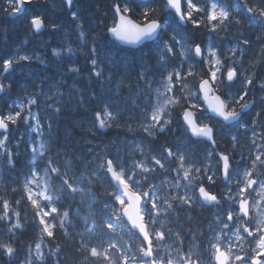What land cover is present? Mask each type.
Instances as JSON below:
<instances>
[{
  "label": "snow or ice",
  "instance_id": "1",
  "mask_svg": "<svg viewBox=\"0 0 264 264\" xmlns=\"http://www.w3.org/2000/svg\"><path fill=\"white\" fill-rule=\"evenodd\" d=\"M51 2L56 7L55 0ZM132 2L118 0L114 3L111 26L105 25V29L111 34V47H115L116 42L121 45L155 46L156 69L142 66L137 73V83L142 81L148 90L145 96L147 107L141 109L142 116L137 127L147 137L155 139L157 134L164 133L174 122H178L177 130L182 128L188 140L206 145L205 153L197 156L184 144H169L166 141L155 149V155H151L146 154L141 141L135 143L129 153H139L141 159L127 161L117 148L115 154L110 151L97 153L95 167L90 171L85 167L76 175L72 161L66 160L62 168L49 155L52 150L51 117L45 120L39 112H33L38 99L35 95H29L26 103L13 104L12 111L0 114V156L6 158L10 167L15 166L14 157L19 155V151L14 152L13 147L17 150L23 147L24 152L31 156V167L22 186L21 199L12 202L0 197V224L6 225L8 234V242L0 241V255L8 257L9 261L17 257V232L25 230L19 210L24 201L32 210L37 234L34 242L26 243V255L20 264H49L53 257L59 264L61 246L51 245L58 229L65 236L69 235L66 224H71L70 212L67 208L61 210L59 206L64 194L72 198L79 195L81 203H84L85 197L95 196L92 189L98 183L104 187L106 182V201L100 210L103 213L102 221L98 222L92 211L97 203L94 198L88 200L89 212L83 217L80 248L87 252L85 259L93 258L97 264L100 261L104 264H205L202 253L195 246L184 252L181 234L172 233L170 228H166L165 221L160 219L175 211L179 205L189 210L196 206L218 210L214 216V226L218 231L210 239L207 264H264V131H255V119L251 125V143L255 153L249 155L247 159L250 164L245 165L242 171L240 166L244 164L245 157L241 152L237 160L235 152L240 130H249L244 117L247 110L254 106V101L247 99L254 83L253 74H245L247 70L242 68L244 46L249 44V40L237 41L235 46L225 51L212 42L191 41L181 31L188 25L192 29H199L203 25L209 35L219 34L221 31L227 32L229 25L240 26L247 20L249 27L260 29L257 41L262 45L264 59V0H229L227 3L225 0H206L203 6L200 0H144L145 6L138 13L130 7ZM33 3L34 0H0V12L17 16ZM60 7L68 13L78 31L77 43L89 67V80L94 79L101 89L111 85L112 75L105 76L103 66L105 60L110 67L119 66L111 47L101 53L96 37L89 38L76 10V0H60ZM134 15H138L139 19H133ZM28 25L34 35L44 30L59 32L64 28L63 23H58L43 11L32 14ZM89 39L91 47L85 52ZM76 51L65 40L60 47L51 49V56L58 60L65 55L71 58ZM33 59L44 63L38 54H16L2 60L0 93L11 88V83L5 84L3 81L16 70L14 66ZM172 64H176V67L169 70ZM56 67L57 70L61 67L64 69L63 75L81 73L80 66L75 63H61ZM149 72H153V76L158 75L159 79L154 80L148 75ZM237 81L242 82V87L234 90ZM65 83L61 80L54 85L55 91L41 92L46 101H51L47 108L57 116L61 112V107L57 105L64 95L61 86ZM122 86L123 80H120L115 88H109L107 99H101L96 93L91 94L100 103L93 112L90 131L122 127L118 106L111 100L112 95L121 94ZM260 87L264 88V83ZM71 88L76 89V85L73 84ZM78 103L83 106V96ZM132 104L136 105L135 99ZM20 124L26 126L31 138L25 140L22 134L15 145L9 147L10 126ZM127 128L132 130L131 125H127ZM234 128L237 130L230 137L232 150L218 151L221 147L218 144L220 131ZM37 161L44 163L42 169L37 166ZM173 164L175 167H171ZM158 169L168 175L159 183H150ZM56 178L60 181L59 185L54 183ZM217 181L226 186L219 194L212 190L217 186ZM253 192L258 199L250 198ZM253 213L259 217L254 223ZM214 226L210 225L209 231ZM98 229L107 239L99 245L90 246L85 242L84 235L92 237ZM124 236L128 239L122 242ZM172 237L175 247L166 244ZM246 242H250L247 250L243 247Z\"/></svg>",
  "mask_w": 264,
  "mask_h": 264
},
{
  "label": "rangeland",
  "instance_id": "2",
  "mask_svg": "<svg viewBox=\"0 0 264 264\" xmlns=\"http://www.w3.org/2000/svg\"><path fill=\"white\" fill-rule=\"evenodd\" d=\"M81 1H83V2H81ZM140 1H142L143 3H140ZM205 2H206V0H200L201 6H203L205 4ZM228 2H229V0H228ZM85 3H86V0L85 1L84 0H76V10L79 13L81 11L83 4H85ZM39 6H40V4H37V9ZM144 6H145L144 0H133V2L130 4V7H132L134 9V11L137 13ZM34 8H35V5L29 7L30 15L36 13V9H34ZM45 13L47 15H49L50 17L54 18L53 13L50 12L49 10H47ZM80 18H81V21L83 22L84 31L88 34L89 38H91L92 36H95L97 39V44L99 42L100 43L104 42L102 33H105L107 31L105 28H104V30H102L103 28H101V25L103 23L104 27H105V25L111 26L113 16L108 17L105 14L103 16L102 20H100L96 24H94L95 29H101L102 31H95V32H93V30H91L89 28V20H85V18L81 15H80ZM8 19H9V16L5 15L3 12H0V24L2 22L8 21ZM0 31L4 32L3 29H0ZM48 31H49L48 34L54 33L55 37H48V38L45 36L36 37L29 30V35L26 38L19 41L18 45L15 47V52L9 56V57H11V56L16 55V54H19V55L30 54V55L35 56L38 54L40 56V58L44 61L43 64L40 63V60H37V59H33L30 62H21L20 63V65H24L26 67L24 69H28L25 74L29 80V82L23 81L22 83H20L19 88H21V90L19 92H21V96L23 98H25L27 96V93L29 91H31L33 94H36V95L38 94V97H41V98L43 97L42 103H39V104L43 108V110L45 107L44 111L46 112L48 102L46 101L45 96L41 94L42 91L46 92V93L51 92V91H55L54 85L61 80H63V81L70 80V83H73V79L83 80L84 82L86 81L89 85L91 84V90L89 91L90 92L89 94H87L86 96H83V92H84L83 89H80L79 87L78 88L76 87V89H72L71 88L72 85H71L69 88V90H70L69 92H67L66 90H64V91L61 90L64 93V95L60 100V104L57 105L58 107H61V104L67 106L69 104V102L72 101V103H73L72 109H73V107L75 109H78L80 106V104L78 102L80 101L81 96H83V105L85 104V102L89 103V102H92L93 100H95L94 97H91L92 93H96L98 96L101 97V99H107L110 95V93L108 92V89L109 88H115L116 83L120 80H123V86L121 87V94L119 96L112 95L111 99H113L114 101L118 100V105H119V103L122 101L123 98H126L129 94L133 93V96L129 95L126 98V103L128 104V106H121V108H120L121 111H123V110L126 111V112H124L125 113L124 118L122 120H120V124L122 125V127L124 128L125 131H130L127 128V125H131L132 130L130 132H132V133L136 132V137H132V136H128V135H122L119 138H115V140H114V142H115L114 154L116 153L117 148H119L121 156H125V154L130 156L131 154H129V153H130L131 147L135 143L142 141L146 154L155 155L156 153L151 151V146H150L151 142L148 140L149 137H147L137 127L139 121L141 120V116H142L141 109H144L147 107V105L145 103V96L148 94V90L146 89L144 83L142 81L139 84L137 83V73L141 70L142 66H149V67L153 68L154 70L156 69L157 66H156L155 46L150 44L144 48H139L136 50V69H135L132 77H127L128 72L125 73L118 66L117 67H110L108 65L107 61L105 60V63L103 65L105 68L104 75L108 76L111 73L112 83H111V85H105L104 89H101L100 84H98L94 79L89 80V78H88L89 67H88V72H86L85 74H83L82 71H81L80 75H76V76L68 74V77L66 79L64 78V75H63L64 69L61 67V68H59V70H57L56 65L61 64V63L62 64L75 63V64L79 65L81 68V61L82 60L88 66L85 56L83 54H81V52L79 50V46L77 43L78 31L75 28V24H73L71 27L66 25L59 32H53L51 30H48ZM66 32L68 33V35H65ZM221 32H223V31H221ZM227 32L228 33L223 32L224 33L223 35L228 39L224 45H223V43L218 44L215 41V37L212 34H211L212 37H211V35L207 36L205 43L207 44L209 42H212L215 45L220 46L222 49H224L226 51L228 48L235 46L237 44V41H242L244 39L249 40V44L247 46H244L245 55L242 58V60H243L242 68L247 70V72L245 74H248V72L253 74V70L250 71V69L248 67V64H249L248 61L259 63L261 55L259 53L260 51L257 50V46H262V45L260 42L257 41V35L259 34L260 29L254 28V27H249L247 20H244L242 25H240V26L235 25V28H232L229 25ZM250 37H253V39L250 40ZM65 40L69 41L72 44V46L77 49L75 55L72 56L71 58H69L67 55H65L61 60H58L57 58L52 57L51 56V49L56 48V47H60L61 45L64 44ZM90 47H91V39H89V44L84 49V51L87 52V49ZM100 52L103 53L102 51H100ZM2 56L5 59V54H2ZM114 57L119 62V57L116 54H114ZM101 58L103 59V56ZM239 58H240L239 54H237V59H239ZM2 60L3 59H0V63H2ZM48 60H51V61H48ZM172 66L176 67V66H174V64H172L169 66V70H171ZM237 67H238V69L240 68L239 65H237ZM15 69L23 70L22 67L21 66L18 67V65L15 67ZM197 69H199V68H197ZM257 71L258 70H256V73H257ZM148 75L150 77H153L154 80L159 79L158 75L153 76V72H149ZM253 77H254V74H253ZM261 77H262L261 75H259L257 77V79L259 80V82H258L259 87L261 84ZM239 86H242L241 81L236 82V84L233 86L234 90H236L237 87L239 88ZM153 87H156V85L153 84ZM23 89H25L24 90L25 92H23ZM102 92H103V95H101ZM77 94H79V95H77ZM68 99H69V102L67 101ZM133 99L136 100V105L132 104ZM99 103L100 102H98V104ZM12 104H16V103H12ZM86 106L88 108L89 105L87 104ZM36 107H37V105L33 106L32 111L33 112H39L41 114L43 112V110L41 108H39V106H38V110L35 111L37 109ZM61 108H63V107H61ZM261 110H262L261 106L260 107L255 106L254 113L249 117L254 118L255 115L257 113H259ZM9 111L10 110H8L7 112H9ZM177 111H179V110L177 109ZM51 115H54V114L49 113V115H45V118L47 119ZM90 116L92 117L93 114L90 113ZM177 119H178V117H177ZM91 121L89 122V117L77 116L74 123H75V126L79 129H83V128L92 129ZM175 123L176 122H174L171 125V127L166 130L165 133L171 134V131H175L176 130V127H175L176 124ZM106 130H109V129H106ZM94 133L95 132L93 130H91V131H87L86 134H87V136H92ZM180 134H184L183 129H180ZM64 135L65 136H63V141L61 143L64 146L66 145V143L64 142V139H66L67 142H69V140H71V138H72L71 135L76 136L74 130H72V129L65 130ZM9 137H11V134H9ZM223 138H226V141L229 142V139L227 138L226 135L223 136ZM184 140L185 141H183V139L173 138L172 142H179V143L187 146L188 140L187 139H184ZM82 143H83V145H86V144H89V141H88V139H86V141H84ZM105 146L106 145H104V147ZM9 147H11V146L9 145ZM104 147H101V149L95 150V151H93L94 149L88 148V147L83 148L82 151H77V150H75V148L73 147V144H72V148L58 149L59 152L56 151V153L52 154L51 156L54 158V163L59 164L62 168H63L64 162L66 160L72 161L73 172L76 175H79L80 172L85 169V167H87L89 171L95 167V164L97 163L95 156L97 153H100V151ZM197 147H200L203 149V152H201V154L199 155V156H203V154L206 151V148H204L203 144H198ZM72 152H75V155H72ZM134 156L136 157L135 159H137V160L141 159L139 153H136L135 155H133V157ZM130 158L131 159H128L127 161H131L132 157H130ZM37 163L41 164V165L43 164V167H44L43 162L37 161ZM166 167H168V165H166ZM1 171L3 174H0V184L2 185L0 197H3L4 199H8L9 201L15 202V201H13V198H11L8 195V191H10L12 193L13 189H17V188H16L14 183L13 184L11 183L10 179L7 178L5 180L6 176L4 174V168H1ZM160 172L162 174H166V175L168 174V173H165L162 171H160ZM71 174L72 173H70V175ZM160 178L162 179L163 177L160 176ZM57 183L59 185V183H60L59 179L55 185H57ZM104 187H107L106 182H105ZM104 187H101V189L104 190ZM108 190L111 191V188H108ZM258 198L259 197L257 196L256 199H258ZM84 199H88V198L85 197ZM25 205H27V204H25ZM19 210L21 211V215H22V213H23L22 209L19 208ZM77 210L80 211V208H78ZM185 210H186V208H185ZM253 214H254L253 215V217H254L253 223H254L255 219H259V217H256L255 213H253ZM86 215L87 214H83L82 219ZM190 218H192V215H189V219ZM194 220L196 221L197 218L194 217ZM214 223H215L214 220L208 222L209 226L210 225L214 226ZM194 230H195L194 234H193V237H195L194 244L192 245V243H190V247L195 246L196 250H198L200 245L203 244V243H200V241H199L200 236H204L202 241L208 239V242L210 243V239L215 235V232L218 231V228H216L214 226L213 231H209V227H207V231H204L205 229H203L202 226H200V224L198 222V225L196 226V228H194ZM0 241L8 242V234L6 231V225H4V224H0ZM189 248H188V250H189ZM204 250L206 253L209 254V252H210L209 247L208 248L205 247ZM208 257H209V255H208ZM208 257H206V255H205L206 264L208 261ZM6 261H9L8 257L0 255V264H6Z\"/></svg>",
  "mask_w": 264,
  "mask_h": 264
},
{
  "label": "trees",
  "instance_id": "3",
  "mask_svg": "<svg viewBox=\"0 0 264 264\" xmlns=\"http://www.w3.org/2000/svg\"><path fill=\"white\" fill-rule=\"evenodd\" d=\"M85 1V0H84ZM56 7L52 6L51 0H34V3L32 5H28V10L26 11V14L23 18L29 19L30 10L29 7L35 5L36 13L43 11L46 12L49 10L53 13L54 18L58 23H63L64 26L68 25L71 27L74 23L70 21L69 15L67 12L63 11L60 7V0H55ZM83 2V1H81ZM118 2V0H86V3L83 4L81 11L79 15L83 16L85 20H89V24H96L98 21L102 20L103 16L106 14L108 17L113 16L112 12V6L114 3ZM140 3H143L140 1ZM37 4H40V6L37 9ZM156 6V5H151ZM134 19H139L138 15L133 16ZM25 18V19H26ZM104 27L103 23L101 25V28ZM203 25L199 29H192L191 25H188L186 28H181V31L183 34L188 37L191 41H194V35L198 34L200 30L202 29ZM92 30V29H91ZM97 30H93L95 32ZM101 31V29H100ZM92 32V33H93ZM48 37H55L54 33L48 34V32L45 34ZM106 44L111 47L112 40L106 35ZM166 38V37H165ZM204 44L205 41L203 42ZM103 42L98 43V47L100 50H102V47L104 48ZM261 47L257 46V50L260 52V60L259 63H250L252 61H248V67L250 71L253 70V80L254 83L250 87L249 95L248 97H251L252 99H255L254 107L251 113L253 114L255 110V106L262 108V110L259 112L260 115L255 117H252V121L255 119L257 121V126L255 127V131L257 133H260L261 131H264V88L259 87L258 82L259 80L257 77L261 75V83H264V59H262L261 54ZM117 48L120 49L118 52L119 56H123V63L126 65L128 77H132L133 73L136 69V64L134 63L136 60V50H132L130 48L125 47H119L117 42L115 47H111V51L116 50ZM51 61V60H48ZM176 66V64H174ZM256 70L257 73H256ZM85 73V72H84ZM73 75V74H70ZM76 76V75H73ZM67 75H64V78H67ZM75 79H73L74 82ZM65 84L62 85L64 87ZM241 89V87H239ZM95 100H93L91 103V111L92 114L94 111L97 110L98 102H100L98 99L94 97ZM112 100V99H111ZM124 98L122 99L121 103H123ZM79 113L82 114V110H79ZM77 116H81L79 114H75L73 116H67L64 118V113L61 114L60 120L58 119L56 122H54V125L57 127L54 131L55 135V142L54 146L59 147L63 149V147L67 148H75L77 151H82L83 148H92V149H101V147L104 148L100 151V153H103L105 151H110L114 154V147H115V138H119L122 134H128L127 132H122L121 129L113 127L111 130L107 132L102 131H93L95 132L92 136H87V131H90L88 128L79 129L75 126V119ZM75 119H74V118ZM93 117V116H92ZM246 120V119H245ZM92 123V121H91ZM249 124V128L252 125ZM74 130L76 136L71 135V140L67 142L66 139H64V142L66 143L65 146H63V136L65 130ZM237 130V129H236ZM236 130L234 133H236ZM251 130V133H250ZM248 131L240 130V135L238 137V147H240L242 150L237 151V154L239 155L241 152L243 153L245 157V162L242 164V167L244 168L245 165L250 164V161L247 159L250 154L255 153V148L251 143V137H252V127ZM86 136V137H85ZM88 139L89 144L83 145L82 142L86 141ZM81 140V141H80ZM259 142V141H258ZM105 143V144H104ZM72 155H75V152H72ZM125 160L131 159L129 156L125 155L122 156ZM18 158V159H17ZM16 158L15 166L13 167L12 174L15 178V182L19 186V190L16 193H11L8 191V195L13 198V201H16L18 198L20 199L22 195V186L25 180V177L29 175V169L31 167V164L28 162L27 153L23 151H20L19 155ZM239 159V158H238ZM1 168H4V174L6 176L5 180L8 178V164L5 160V157L0 156V174H3L1 171ZM4 176V175H3ZM2 185L0 184V193H1ZM92 191L95 193L94 197H86L88 199H95L97 201L96 204L93 205L92 211L95 213V217L98 222L102 221L103 213L100 211L103 208V204L106 201L105 197V191L101 189L99 183L92 189ZM67 194H64L63 199L60 203L61 210L67 208L70 212L69 219L71 220V224H66L67 232L69 235L65 236L64 232L62 230H57L56 233V239L52 243V247H55V244H59L61 246V251L59 252V264H97V261H95L93 258L85 259L87 256V252L81 250L80 248V240H81V233L83 232L84 226L81 223V220L78 216V210L75 208L80 205L81 211H85L87 214L89 212L88 209V199H84V203H79L78 200L72 197H67ZM26 203L24 201L21 202L20 208L22 209V215L21 217L22 222L25 224V230L22 232H17L18 237V243L15 244V246L19 249V252L17 254V257L13 261H6V264H20V261H22L26 255V243L31 241L34 242L36 239L37 234V228L35 223H33V214L30 207H27L25 205ZM27 207V208H26ZM78 209V208H77ZM76 210V211H75ZM79 214H81L79 212ZM84 239L86 243H89V245H99L103 240H106L107 237L103 235L100 230H97V233L89 237L87 234L84 235ZM128 239L127 236H124L122 239L123 241H126ZM49 264H56V257H53L51 260H49Z\"/></svg>",
  "mask_w": 264,
  "mask_h": 264
},
{
  "label": "flooded vegetation",
  "instance_id": "4",
  "mask_svg": "<svg viewBox=\"0 0 264 264\" xmlns=\"http://www.w3.org/2000/svg\"><path fill=\"white\" fill-rule=\"evenodd\" d=\"M13 25H14V27H13ZM20 31H21V27L18 26V23L17 22L14 21L13 24H12V22H9L8 23V33H10V38H12L14 35H18V34L22 36V32H20ZM7 53L8 54L9 53H13V51H11V49H7ZM16 75H20V77L17 78ZM23 79H25L24 72L21 71V70H17L16 69L14 72H12L9 75V78L7 80H5L6 84L11 83V85H12L11 88L8 89V92L10 91V93H9L10 95L8 96V98L10 99V101H12V99L16 97L14 91L16 92L17 99L19 98L20 94H19L18 91H16L14 89V85H15L14 82L19 81L21 83L23 81ZM162 138L168 139V141H169L168 143L169 144L173 143L172 142L171 135L170 134H167V133L157 134V137L155 139H153V142L156 143V142H158ZM181 139H183V141H185L184 139H187V138H181ZM188 142H189V144L191 146L190 149H193L194 152H195V150L197 151L198 149H200V147H196V149L194 148L196 144L193 141L188 140ZM155 146H156V144H155ZM157 147H159V146H157ZM217 150L218 151H221L219 149H217ZM198 151H199L198 153L196 152L197 156H199V153H201V150H198ZM173 166L175 167L174 164H173ZM225 188H226V186L223 185V184H222V187H220V182L218 181L217 182V186H214L212 190L214 192H216L217 194H219L223 190H225ZM256 197H257V194L255 192H253L251 194V199H256ZM191 211L192 212H196L198 215L207 214L209 220H213L214 219V216H215V214L217 213L218 210L216 208H214V207H203L202 208L200 206H196V207L192 208ZM211 213H212V216L209 217V215ZM248 243H250V242H248ZM205 247L208 248L209 245H203L202 255H203L204 259H205V255H206V257H208V255H209L208 253L205 252V250H204ZM205 264H206V260H205Z\"/></svg>",
  "mask_w": 264,
  "mask_h": 264
},
{
  "label": "bare ground",
  "instance_id": "5",
  "mask_svg": "<svg viewBox=\"0 0 264 264\" xmlns=\"http://www.w3.org/2000/svg\"><path fill=\"white\" fill-rule=\"evenodd\" d=\"M223 34H224L223 32H220L219 34L212 33V35L215 37V41L218 44L223 43V45H224L227 42L228 39ZM208 35H209L208 30L203 26L202 29L200 30V32L198 34L194 35V42H204L207 39V36ZM212 35H211V37H212ZM252 39H253V37H250V40H252ZM3 47H5V46H3V45L0 44V48H3ZM246 121H247V123H251L252 122V118L247 117L246 118ZM175 124H176V126H175L176 127V130L175 131H172V132L175 133L177 136L180 137V135H181L180 134V129L181 128H179V130H177L179 126H178L177 123H175ZM221 136H222V138L224 136L222 131H221ZM164 140H165L164 138L160 139L158 142L155 143L156 146L161 145V143Z\"/></svg>",
  "mask_w": 264,
  "mask_h": 264
},
{
  "label": "water",
  "instance_id": "6",
  "mask_svg": "<svg viewBox=\"0 0 264 264\" xmlns=\"http://www.w3.org/2000/svg\"><path fill=\"white\" fill-rule=\"evenodd\" d=\"M43 32V31H42ZM109 35L111 36V34L109 33ZM123 46H128V47H132V48H137L141 45H123Z\"/></svg>",
  "mask_w": 264,
  "mask_h": 264
}]
</instances>
